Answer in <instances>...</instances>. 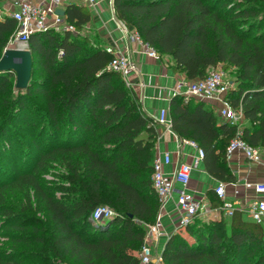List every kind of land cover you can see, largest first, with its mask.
Instances as JSON below:
<instances>
[{"label": "trees", "instance_id": "1", "mask_svg": "<svg viewBox=\"0 0 264 264\" xmlns=\"http://www.w3.org/2000/svg\"><path fill=\"white\" fill-rule=\"evenodd\" d=\"M112 4L117 19L130 24L159 55H168L173 68L187 78L205 77L218 65L224 71L234 69L236 85L226 97L233 107L241 106L247 120L242 138L252 146H264V0H112ZM63 9L67 26L29 35L28 85L17 88L16 97L7 103L6 120H0L1 155L15 156L12 122L20 118L26 122L36 105L41 109L44 122L39 127L45 130L33 141L35 152L24 149V157H32L31 171L19 169L8 181L0 178V213L10 220L8 226L22 229L24 219L6 201L5 189L24 181L31 184L49 222L40 228L46 231L39 238L45 244L25 255L0 245V264H139L142 222L153 223L159 208L151 178L156 125L142 110L132 86L108 67L112 54L104 42L82 36L92 18L87 5L68 1ZM15 25L11 16L0 17L1 47ZM12 73L0 71V92ZM168 112L173 131L202 149L206 171L220 181H234L225 151L236 124L220 119L205 100L180 94L170 97ZM43 134L51 146L44 152ZM57 152L67 155L68 161L74 154L82 158L74 166V193L66 197L46 191L34 174L48 155ZM126 158L133 160L135 169L122 171ZM7 161L16 167V161ZM7 171L0 163V177ZM103 185L114 195H108ZM206 194L212 206L219 205L213 188ZM101 204L111 206L112 214L93 217ZM184 228L185 235L178 229L164 243L161 254L167 264H264V221L244 216L239 208L230 217H197Z\"/></svg>", "mask_w": 264, "mask_h": 264}, {"label": "built area", "instance_id": "2", "mask_svg": "<svg viewBox=\"0 0 264 264\" xmlns=\"http://www.w3.org/2000/svg\"><path fill=\"white\" fill-rule=\"evenodd\" d=\"M88 4H96L97 0H81ZM65 0H10L4 15L11 16L15 22L13 30L14 40L22 47H27V40L32 32L44 30L48 27L56 29L62 28L64 21L63 15L56 12L65 6ZM117 18V17H116ZM119 20V19H118ZM120 21V28L123 33L131 39L143 43L144 49L150 56H159L154 47L143 41L138 32L128 27V23ZM67 26V25H64ZM63 26V27H64ZM105 49L112 54L108 67L118 71L125 83L131 86L129 74L135 69V63L129 56L114 46H105ZM230 82L225 79V71L218 65L210 67L206 76L197 79L181 78L177 81L172 90V95L180 94L184 99L196 97L203 100H216L219 102L218 113L223 120L236 124L235 135L230 138L226 145L227 159L236 150H240L243 155L251 162H260L264 160V146H252L242 138L241 124L244 119L241 106L233 107L226 97ZM153 122L171 127V120L168 108H161ZM171 129V128H170ZM178 137L180 144L188 143L196 149V154L191 161H182L173 172L169 179L164 166L171 162L169 151L155 152L152 160V186L157 194L159 208L153 223L148 225L144 234V240L139 250V264H167L161 252L155 253L152 249L151 240L164 234L160 227L162 209L166 202L171 198L174 191H177V222L179 227H184L193 222L197 217L211 218L212 211L217 208L224 217H230L235 208H239L233 201L228 199L223 182L214 187L216 196L220 203L214 207L208 197L198 198L188 189L191 180V171L202 160L203 151L193 140ZM179 186L176 189L174 184ZM256 196L250 199L241 209L248 218L260 223L264 221V183H256L254 186ZM112 209L108 205L101 204L95 207L92 212L93 217H104L112 214Z\"/></svg>", "mask_w": 264, "mask_h": 264}, {"label": "crops", "instance_id": "3", "mask_svg": "<svg viewBox=\"0 0 264 264\" xmlns=\"http://www.w3.org/2000/svg\"><path fill=\"white\" fill-rule=\"evenodd\" d=\"M67 3L68 0H65ZM87 5L92 15L90 27L104 42L105 46H114L126 53L135 63V69L129 74L132 88L141 101L142 110L152 118L156 116L161 108H168V102L172 96V90L177 81L186 77L182 71L173 68V62L168 55L150 56L144 49L143 43L126 36L120 28V21L116 18L112 0H97L92 5L83 1H76ZM90 21V22H91ZM89 22V23H90ZM128 27H133L128 24ZM210 104L218 117L219 102L216 100H205ZM243 120H246L245 118ZM171 127L156 124L157 140L155 152L169 151L171 162L164 166L169 179L182 161H191L196 154V149L188 144H180L178 135ZM228 165L235 174L234 181H220L209 174L201 160L191 171V180L188 189L198 198L208 197L206 191L220 182L224 183L228 199L242 208L256 196L254 186L256 183H264V160L260 162L249 161L240 150H236L228 158ZM178 188V184H174ZM177 191L162 209L160 227L164 234L151 240L152 249L155 253L161 252L167 237L180 227L177 222ZM216 207V206H214ZM211 218L218 219L222 213L215 208ZM244 216L246 214L244 213Z\"/></svg>", "mask_w": 264, "mask_h": 264}, {"label": "rangeland", "instance_id": "4", "mask_svg": "<svg viewBox=\"0 0 264 264\" xmlns=\"http://www.w3.org/2000/svg\"><path fill=\"white\" fill-rule=\"evenodd\" d=\"M10 0H0V17H2L6 13V8L9 6ZM68 1H81V0H68ZM67 23H63L62 27ZM92 21L87 23L84 29L81 31L82 36H89L94 42L102 41L101 38L92 30L90 27ZM8 47H22V44H19L14 40L13 32L10 33L7 37L6 43L1 47L0 46V57L2 56L4 50ZM12 71V70H10ZM12 75L10 79L7 81L5 89L0 92V120L5 121V115L8 110V102L12 98V101L17 95L18 89L15 86L16 75L15 72L12 71ZM36 76H40V74H35ZM225 79L230 82L231 86L236 85V73L234 69L225 71ZM34 102H38V104L42 103V99L39 97H33ZM34 111L27 115L29 118L26 122L24 119H19V122H12V136L14 143L16 144L15 156L8 157L7 155L2 154L0 152V163L7 167L8 172L6 175L2 173V180H11L13 177L17 176V172L22 173L23 169H26L28 172L31 171V162L32 157L27 159L24 157V149H27L29 152H35L33 141L40 137L39 133L44 131L45 128L39 127L43 124V119L41 117V109L36 105L33 108ZM21 117V116H20ZM247 120H242L241 124L245 125ZM35 127H32L34 126ZM41 147L43 148V152L50 148V141L47 142L45 134L42 135ZM53 142H51L52 144ZM50 146V147H49ZM26 153V151H25ZM44 161H42L41 165L37 168L35 174L36 180L40 185L48 192L53 193L58 197H66L70 195V193H74L72 189H74V182L72 181V177H74L75 169L74 166H78L77 161H81L82 158L80 155L74 154L67 160V155H63L62 152H57L52 155H48ZM24 157V159H23ZM7 160H12V163L16 161V167H12ZM77 163V165L75 164ZM122 171H126L128 169H135V164L133 160L130 158H126V161L121 163ZM9 167V169H8ZM4 170H2L3 172ZM150 178V176H149ZM104 188L107 189L108 195H114V191L112 188L103 185ZM5 199L8 203L12 204L13 210L20 217V219H24V226L22 229H18L16 227H10L8 224L10 220H6L4 215L0 213V245L10 249L11 252H20L21 254H32L36 253L38 247H41L45 242H40L39 238H42L46 231H42L44 225H47L48 218L46 211L44 209L43 204L39 200L37 194L32 188L31 184L24 181L20 185L12 184V186L7 187L5 189ZM112 210H114L111 206H109ZM151 223L142 222V226L146 232L148 225ZM4 226V227H2ZM182 234H186V230L184 227L179 228ZM28 257H26L27 260ZM32 261V258L28 260Z\"/></svg>", "mask_w": 264, "mask_h": 264}, {"label": "water", "instance_id": "5", "mask_svg": "<svg viewBox=\"0 0 264 264\" xmlns=\"http://www.w3.org/2000/svg\"><path fill=\"white\" fill-rule=\"evenodd\" d=\"M56 12L64 15V9ZM12 70L15 72V86L24 89L28 85L31 72V52L27 47H8L0 57V71Z\"/></svg>", "mask_w": 264, "mask_h": 264}]
</instances>
